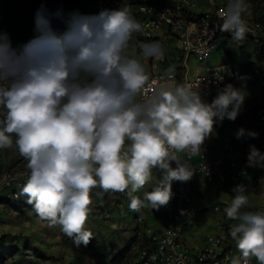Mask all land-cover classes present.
<instances>
[{
  "label": "clouds",
  "instance_id": "1",
  "mask_svg": "<svg viewBox=\"0 0 264 264\" xmlns=\"http://www.w3.org/2000/svg\"><path fill=\"white\" fill-rule=\"evenodd\" d=\"M247 11L245 0H227L220 30L244 40ZM142 30L127 4L86 14L50 11L42 2L26 43L13 46L0 32V149L15 144L29 173L17 198L76 246L93 237L85 227L93 188L127 190L131 211H158L172 200V183L194 174L177 153L200 154L214 126L243 110L245 93L231 84L211 103L186 84H161L145 97L150 76L140 58L162 59L164 49L140 43L139 58L128 55L133 34ZM235 135L257 134L240 128ZM249 166L264 167V154L253 148ZM154 170L162 178L143 198L135 195ZM232 192L225 212L236 221L230 235L241 253L232 264L252 257L264 264V212L242 211L252 206L244 185Z\"/></svg>",
  "mask_w": 264,
  "mask_h": 264
},
{
  "label": "built area",
  "instance_id": "2",
  "mask_svg": "<svg viewBox=\"0 0 264 264\" xmlns=\"http://www.w3.org/2000/svg\"><path fill=\"white\" fill-rule=\"evenodd\" d=\"M89 1L99 10L118 8L122 4L130 5L133 15L143 27L141 32L133 34V46L138 40L145 43L159 42L162 45L163 58H148L146 61L145 70L150 80L143 93L145 97L161 84H186L199 91L205 102L211 103L217 93L224 89L226 82L237 73L225 63L209 65L204 72L191 71L189 67L190 57L198 62H206L212 56L217 41L231 37L230 33L220 30L226 4L217 0H204L209 9L194 13L191 10L195 5L194 0ZM248 27L250 31L246 35L255 36V28L249 25ZM252 122L264 123V104L248 111L239 127L246 128ZM233 147L231 143L224 145L226 149ZM248 148H254L264 154V139L251 140ZM177 156L182 162L191 165L194 177H200L206 182L235 184L247 173V169L239 166L236 160H227L223 155L211 153L207 139L200 154L189 157L184 152L177 153ZM172 166H176L174 162ZM254 168L257 172L264 170L261 166ZM28 174V169L20 172H0V205L6 199H20L16 193L26 182ZM92 192L93 189L90 192L89 215L93 207ZM173 193L174 209L162 228H153L141 212L134 216L136 239L131 244L134 254L129 264H232L234 259L241 257L236 243L230 240L224 231L205 235L199 243L184 242L182 235L185 218L192 199L186 182L175 181ZM215 209H218V206H215ZM218 227L222 229L220 225ZM249 264H256L255 257L250 259Z\"/></svg>",
  "mask_w": 264,
  "mask_h": 264
},
{
  "label": "rangeland",
  "instance_id": "3",
  "mask_svg": "<svg viewBox=\"0 0 264 264\" xmlns=\"http://www.w3.org/2000/svg\"><path fill=\"white\" fill-rule=\"evenodd\" d=\"M245 3L248 6V15L246 14L244 19L251 21L255 28V36H251L252 40L248 39L247 36L242 41H235L232 37H227L224 40L219 39L209 61L198 62L193 57L189 58L191 67L199 66L203 69L208 63L212 65L225 63V65L237 71L236 75L230 78L225 86L231 84L236 88L242 89L245 93L243 110L235 121L228 122L238 130L241 128L239 123L245 114L264 103V81L255 78L252 75L251 68L247 66V63L252 61L264 68V0H245ZM192 9H195V5L192 6ZM72 10H79L86 14H95L100 11L89 0H75L69 4V11ZM31 30H28L29 34L32 32ZM133 43V40L129 42L128 55L139 58V52L136 50L137 45L133 46ZM140 59L146 69L147 59ZM227 121L229 120L225 119L222 123H218L220 129L225 127V122ZM26 163L24 158L19 155L15 144H13L12 148L0 149V172L26 170ZM259 173L264 178V171ZM160 178L162 177H157L154 174L152 181L146 184L148 186H145V190H152ZM248 182H254V178L240 183V185L245 186V194L249 197L252 206L244 208L242 211L264 212V190L262 189L260 192L261 189L259 187H250ZM151 183L152 185H150ZM173 189L174 182L172 183V191ZM95 192L93 188V207L94 200L97 198ZM105 194L108 197L111 196V194ZM119 194L123 200H129L127 191L124 193L119 192ZM135 195L140 196L137 193ZM233 195L234 193H231L232 198ZM25 199L24 197L19 200L6 199L0 205V264H91L93 262L94 257L91 254L94 251L87 247L90 242L87 246H76L60 230L58 225L50 227L47 221L41 220L33 211L32 206L26 203ZM204 199L206 198L204 197ZM204 209L211 211L212 207L209 204ZM114 211L113 208H109L107 213L110 215L105 219L111 220V214ZM130 213L134 215L135 212L130 210ZM93 214L95 213H90L89 221L94 218ZM222 223L221 227L225 230V235L236 243L230 235V228L236 221L227 218L225 212V218ZM85 227L87 228V223ZM135 239L136 236L129 237L126 243L129 244V247L125 264H129V260L133 257L134 250L131 248V244Z\"/></svg>",
  "mask_w": 264,
  "mask_h": 264
},
{
  "label": "crops",
  "instance_id": "4",
  "mask_svg": "<svg viewBox=\"0 0 264 264\" xmlns=\"http://www.w3.org/2000/svg\"><path fill=\"white\" fill-rule=\"evenodd\" d=\"M217 1L227 4V0ZM194 2L195 9L191 8L194 13H201L209 9L204 0H194ZM246 23L249 26H253L251 21L246 20ZM209 65L212 64L208 63L203 69L199 66L191 67L189 65V67L191 71L204 72ZM228 122L230 121L225 122V127L222 129H220L218 124L214 126L213 134L207 139L210 144V152L223 155L227 160H236L239 166L247 169V173L235 184L228 182L222 184L206 182L202 178L194 176H192L190 181L186 182L188 193L192 199L186 213L185 228L182 235L184 242L187 244L199 243L208 234L225 232L223 228L220 229L218 226L223 224L225 209L231 204L233 199L231 193H233L232 189L234 186L254 178V182H248L249 186L259 187L261 189L260 192L262 189L264 190V178L255 170L254 166H249V155L252 150L248 148V143L251 140L264 139V123L252 122L244 128L255 132L257 134L255 138L244 136L237 139L235 133L238 129L232 127ZM226 143L233 144V149L224 148ZM154 174L157 177L161 176V173L157 170L153 171ZM145 186L144 189L137 192L142 198L145 192L151 191L150 189L145 190ZM94 191H96L95 195L97 198L94 200L91 214H95H93L94 218H91L90 221L89 219L87 220V228L91 231L93 237L87 247L94 251L91 254L94 257L91 264H110L109 259L111 255L121 249L127 243L129 237L135 236L133 219L139 212L131 215L129 208L130 200H123L119 192H104L99 187L94 188ZM105 193L111 194V196L108 197ZM209 204L212 207L211 211L204 209ZM215 206H218V209H215ZM173 207L174 198H172L167 206L161 207L158 211L155 209L151 210L149 206L142 208L140 212L153 228L160 229L169 220ZM109 208L115 210L111 214V220L105 219L110 215L107 213ZM125 260H127L126 256L123 259V264H125ZM255 263L259 264L256 258Z\"/></svg>",
  "mask_w": 264,
  "mask_h": 264
},
{
  "label": "trees",
  "instance_id": "5",
  "mask_svg": "<svg viewBox=\"0 0 264 264\" xmlns=\"http://www.w3.org/2000/svg\"><path fill=\"white\" fill-rule=\"evenodd\" d=\"M75 0H0V32L9 34L13 46L26 43L34 35V13L42 2L46 3L50 11L63 8L69 11V4ZM61 27L62 25H57ZM32 29L31 33L28 30ZM248 39L253 38L246 35ZM145 43L142 40L136 42V50L139 52V44ZM264 51V50H263ZM252 75L264 81V68L255 62H248ZM129 244H125L121 249L113 253L109 259L110 264H123Z\"/></svg>",
  "mask_w": 264,
  "mask_h": 264
}]
</instances>
